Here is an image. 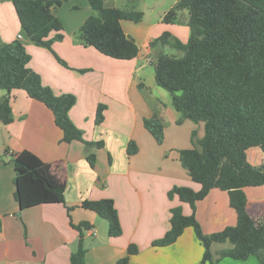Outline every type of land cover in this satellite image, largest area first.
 <instances>
[{
	"label": "crops",
	"instance_id": "1",
	"mask_svg": "<svg viewBox=\"0 0 264 264\" xmlns=\"http://www.w3.org/2000/svg\"><path fill=\"white\" fill-rule=\"evenodd\" d=\"M177 1L102 0L106 8L143 13L139 23L121 22L139 48L132 60L110 58L83 43L80 27L94 14L89 0H60L52 9L63 26V38L54 41L51 49L29 41L12 0L0 1V41L14 53L28 56L22 68L24 78L38 75L55 95H73L76 102L69 111L70 120L85 142L103 144L98 148L80 141L61 142L62 131L52 112L22 89L11 92L12 122L0 123V264H70L80 244L85 264H117L127 256L129 246H135L137 253L128 264H202L204 250L192 228L184 229L169 246H152L169 231L171 209L180 207L185 216L192 213L177 196L169 198V191L174 187L200 189L180 164L179 153L193 147V132L195 140L202 138L203 124L177 123L180 113L172 105L171 94L158 86L153 68L158 53L181 56L182 52L162 44L150 46L164 33L172 41L187 43V10L179 12L174 23L163 22ZM53 37L51 33L49 39ZM4 96L0 89V99ZM100 104L105 106L104 120L96 125ZM154 115L162 119L161 143L144 124ZM130 142L137 147L131 156L127 154ZM23 151L48 164L65 184L64 204L19 209L13 161ZM89 155L94 157L93 167ZM247 160L260 166L264 152L252 148ZM244 192L246 212L258 227L264 222V185ZM101 199L114 202L122 229L117 238L109 237L106 220L80 206L83 200ZM194 216L205 234L237 224L227 192L219 189L197 202ZM256 260L225 258L216 264H260Z\"/></svg>",
	"mask_w": 264,
	"mask_h": 264
},
{
	"label": "trees",
	"instance_id": "2",
	"mask_svg": "<svg viewBox=\"0 0 264 264\" xmlns=\"http://www.w3.org/2000/svg\"><path fill=\"white\" fill-rule=\"evenodd\" d=\"M1 1V0H0ZM94 14L79 30L81 40L101 54L117 60H132L139 48L122 29V21L139 23L143 13L135 9L106 8L102 0H89ZM22 31L36 46L51 49L54 41L63 38V26L52 9L60 0H12ZM182 10L188 12L189 38L186 44L171 40L168 33L153 40L157 44L181 51V56L160 52L153 62L156 82L172 96V105L180 119L203 124V136L193 147L179 153V161L198 191L174 187L168 197L190 206L185 216L180 207L170 211V229L152 243L166 247L192 228L203 247L202 264H216L222 259L247 260L254 257L264 264V222L256 226L246 212L245 188L264 185V166H253L247 151L259 148L264 152V0H178L165 14L163 22L170 24ZM54 37L49 39V35ZM28 56L18 55L0 41V123L12 122L11 92L22 89L43 103L53 114L55 125L62 131L61 142H84L102 147V142L88 143L68 114L76 99L71 94L55 95L44 86L38 75L24 78L23 65ZM56 59L62 62L58 57ZM63 63V62H62ZM64 64V63H63ZM104 105H98L95 124L104 120ZM150 134L161 143L162 119L154 115L144 121ZM137 152L128 144L129 156ZM93 167L94 157L88 156ZM15 200L24 210L42 204H64L65 184L51 172L50 166L36 155L23 151L14 159ZM212 189L227 192L229 206L235 211L237 224L222 231L205 234L194 216L196 204ZM80 206L96 213L108 223V235L122 234L118 213L111 199L83 200ZM87 227V225H85ZM229 246L216 252L214 245ZM137 253L135 246L117 264H128ZM81 244L72 254L70 264H85Z\"/></svg>",
	"mask_w": 264,
	"mask_h": 264
},
{
	"label": "rangeland",
	"instance_id": "3",
	"mask_svg": "<svg viewBox=\"0 0 264 264\" xmlns=\"http://www.w3.org/2000/svg\"><path fill=\"white\" fill-rule=\"evenodd\" d=\"M56 16V15H55ZM260 166H264V161L261 163V165ZM215 247L216 246H218L219 247V249L216 247V248H212V251L213 252H216L217 251V249L218 250H220V249H222V248H226V247H228L229 245L228 244H226V245H214ZM257 261V260H256Z\"/></svg>",
	"mask_w": 264,
	"mask_h": 264
},
{
	"label": "built area",
	"instance_id": "4",
	"mask_svg": "<svg viewBox=\"0 0 264 264\" xmlns=\"http://www.w3.org/2000/svg\"><path fill=\"white\" fill-rule=\"evenodd\" d=\"M88 231H89L90 233H92V232H93V231H92V230H90V229H89Z\"/></svg>",
	"mask_w": 264,
	"mask_h": 264
}]
</instances>
